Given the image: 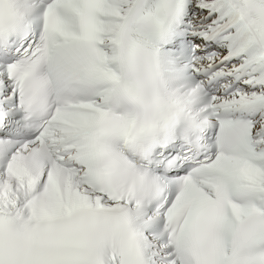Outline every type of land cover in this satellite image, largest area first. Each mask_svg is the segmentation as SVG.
Segmentation results:
<instances>
[{
  "label": "snow or ice",
  "instance_id": "1",
  "mask_svg": "<svg viewBox=\"0 0 264 264\" xmlns=\"http://www.w3.org/2000/svg\"><path fill=\"white\" fill-rule=\"evenodd\" d=\"M0 264H264V0H0Z\"/></svg>",
  "mask_w": 264,
  "mask_h": 264
}]
</instances>
